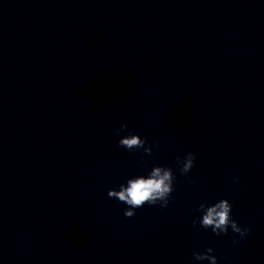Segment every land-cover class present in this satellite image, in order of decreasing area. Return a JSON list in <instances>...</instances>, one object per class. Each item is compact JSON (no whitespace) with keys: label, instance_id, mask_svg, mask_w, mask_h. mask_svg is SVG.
<instances>
[{"label":"clouds","instance_id":"1","mask_svg":"<svg viewBox=\"0 0 264 264\" xmlns=\"http://www.w3.org/2000/svg\"><path fill=\"white\" fill-rule=\"evenodd\" d=\"M127 125L122 124L117 130V135L120 132L126 131ZM121 148L131 152L134 149H143L144 154L151 156L152 146L147 144L146 139H142L137 134L128 133L121 137L118 141ZM177 163L180 165V173L187 175L195 166V154L188 152L183 158L176 157ZM176 176L170 167L154 166L147 176L138 175L129 178L126 184H121L119 190L110 189L108 197L110 199H118L119 202L126 204L128 207L124 211V216L131 218L135 213V209L142 208L145 204H159L161 208H167L174 191L173 183ZM236 182L238 183V179ZM194 182V181H193ZM232 203L228 199H220L219 201L207 204L201 203L196 211L202 213L198 218L193 219V226L197 223L204 229H211L212 232L219 236L227 234L229 228L233 233L238 234L240 239L247 237L250 229L241 227L239 223L232 218ZM238 241L233 238V243ZM211 247L204 251H193V260L203 261L208 260L210 264H217V257L212 255Z\"/></svg>","mask_w":264,"mask_h":264}]
</instances>
